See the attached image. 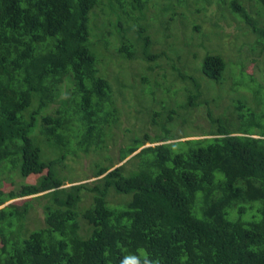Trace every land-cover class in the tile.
<instances>
[{
    "label": "trees",
    "instance_id": "16d2710c",
    "mask_svg": "<svg viewBox=\"0 0 264 264\" xmlns=\"http://www.w3.org/2000/svg\"><path fill=\"white\" fill-rule=\"evenodd\" d=\"M159 1L0 0V169L37 179L18 190L0 181V264H120L128 253L154 264H264V98L255 90L231 113L209 111L208 129L197 125L196 109L224 97L177 66L182 48L155 47L212 0ZM177 1L186 7L173 12ZM217 2L256 36L250 52L264 55V0ZM111 52L148 64L139 84L101 69ZM162 60L184 87L171 90ZM200 72L226 88L221 53L208 52ZM146 91L153 104L140 102ZM115 93L143 117L114 169L108 141L123 124ZM184 127L201 131L175 133ZM92 153L102 155L97 180L76 182L67 161ZM37 206L44 219L33 228Z\"/></svg>",
    "mask_w": 264,
    "mask_h": 264
},
{
    "label": "rangeland",
    "instance_id": "374dc122",
    "mask_svg": "<svg viewBox=\"0 0 264 264\" xmlns=\"http://www.w3.org/2000/svg\"><path fill=\"white\" fill-rule=\"evenodd\" d=\"M189 2L196 3V0H189ZM159 3L163 4L161 0ZM177 3L179 6H175L177 8L174 7L175 9L172 8L171 11L179 12L181 6L186 7L185 4H187H184L181 1H177ZM206 8V13L196 15V17L191 16L192 18L190 20L192 24H187L188 26H182L181 24L177 25L174 33H170L171 36L168 38L167 44L161 43L155 47L156 52L162 49H167L168 46L166 45L182 48L183 60L177 62V66L182 68V71L188 75H192L200 80L203 83L204 88L207 86V83L210 85L212 84L213 90L211 94H214L216 98L224 97L223 102L220 103L219 107L213 105L210 109L206 106L196 109L194 117L196 119L197 125L202 127V129H208L211 126V120L208 115L209 111H212L213 116L217 118L225 115L227 112V107H230L231 113V110L234 107V99L237 100L238 98L241 99L244 97L252 99L253 92L255 90H259L260 97L264 98V55L259 56L253 52H250V49L252 48L251 44L256 40V36L253 34H247L248 28L245 26V24L236 20L233 16L226 15L227 17H224V9L219 7L217 0H212L210 4L207 3ZM180 11H183V9ZM226 12L227 11H225V13ZM157 13L161 14L162 10L158 9ZM176 24L177 21H175L174 25ZM194 24H199L200 29L196 30L194 28ZM152 33H155L156 35L155 29L152 31ZM156 36L160 37L161 35L157 33ZM115 47L116 45L111 44L110 50L114 51ZM208 52L221 53L229 63L230 76H228L229 78L227 80V84L225 85L226 88L221 84H216L215 82L213 83V81L211 82L209 79H206L200 72L202 61ZM194 53L198 55L197 58H194ZM169 54L171 57L175 56L172 50H169ZM110 56L112 58V62H110V64H106L105 66H101V69L103 71L107 70V74L112 81H115L116 78L121 77V70H125L128 75L130 74V81L137 83L138 81L133 79L137 74L140 73L141 68L148 66V64L144 63V61H141L140 59L134 62H121L118 60L116 57L117 54H114V52H111ZM160 64L163 65L165 72L168 74L166 82L168 86H172L171 90H176L185 86V83L173 74L172 70L170 69V61L162 60ZM155 72H158V68L155 70ZM163 72L164 70L161 73ZM137 80H140V78ZM173 80H176V85H172ZM152 81L154 80L152 79ZM231 86L232 89H230ZM115 87L117 86L115 85ZM116 93L115 96H117L118 99L117 104L122 109L121 121L123 124L119 129L115 128L114 132L116 133V136L113 138V140L108 141V153L114 158V169L125 163V161L121 162L119 158L121 149L124 147L126 141L129 140L128 138L131 136V133H134L136 129L141 127V123L136 118V116H142H140L137 106L134 105L136 102L135 100H131L130 102L128 101V98H125L121 95L118 96ZM148 93L149 91H146L140 95V102H142L145 98L149 99L150 96ZM163 93V89H156V98L159 99L161 96H163ZM149 104H153L151 99H149ZM151 110L154 111V108ZM192 129L193 128L189 127H184L182 129L178 128L176 129L175 133L182 136H193L195 133L200 134L201 130ZM147 146H151V144H148ZM106 153L107 151H105L104 155ZM101 156L100 154L92 153L89 156H84L77 161L68 160L67 164L70 169H72L71 173L72 176L75 177L74 180L78 183L95 182L97 179L93 177V166L96 161L101 159ZM6 169H0V181L3 182V188L6 190H10L12 187L18 190L23 184H34L37 182V179L34 176L30 178H22L16 173L11 175ZM12 181H14L13 185ZM71 185L72 184L70 183L66 184L67 187ZM25 199H32V197L18 200L24 201ZM12 202L14 201L9 203ZM22 203L23 202H21V204ZM37 207V212L32 213L33 221L31 220V224L33 225H31V227L33 228H35L37 224L43 222L44 219L43 210L39 206Z\"/></svg>",
    "mask_w": 264,
    "mask_h": 264
},
{
    "label": "clouds",
    "instance_id": "9594fccd",
    "mask_svg": "<svg viewBox=\"0 0 264 264\" xmlns=\"http://www.w3.org/2000/svg\"><path fill=\"white\" fill-rule=\"evenodd\" d=\"M120 264H154L150 255L139 256L135 253H128L121 257Z\"/></svg>",
    "mask_w": 264,
    "mask_h": 264
}]
</instances>
